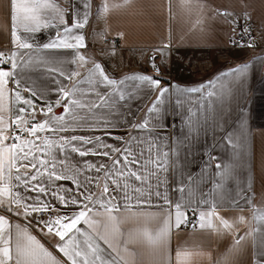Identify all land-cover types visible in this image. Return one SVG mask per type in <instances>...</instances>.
<instances>
[{"label": "crops", "instance_id": "obj_1", "mask_svg": "<svg viewBox=\"0 0 264 264\" xmlns=\"http://www.w3.org/2000/svg\"><path fill=\"white\" fill-rule=\"evenodd\" d=\"M35 2L19 0L22 5ZM55 3L59 11L45 9L38 24L29 19L32 9L22 8L13 29L9 0H0V52L17 65L0 70L14 73L22 97L35 99L40 122L67 125L65 131L37 132L31 139L39 145L33 146L32 158H39L37 164L44 160L46 167L30 183L44 184L49 194L40 198L54 210L48 216L26 217L24 204L33 201L22 197L37 193L22 187L11 189L18 195L13 207L20 214L0 208V216L8 221L0 227L13 257L9 264H15L17 239L27 244L29 237L38 242L34 250L42 245L61 264H71L56 246L59 238L39 223L79 210L76 205L61 206L53 191L78 200L83 199L81 193L91 194L85 201L91 211L77 225L84 235L75 240L98 244L103 251L97 254H110L117 264H264V0H90V8L84 7V0ZM85 12L84 26L76 28L75 21ZM33 26L35 32L25 30ZM66 27L71 31L65 32ZM17 35L33 47L18 48ZM76 35H83L86 46L43 47L58 37L72 43ZM239 35L244 39L235 44ZM110 51L114 55L106 57ZM94 63L117 83L104 82ZM139 76L159 80V88L129 79ZM61 87L75 105L62 97L55 105ZM25 89L35 91L36 97ZM15 90L9 79L0 111L7 129L12 122H22L14 118L20 107H27L15 99ZM47 105H53L51 112ZM72 136L92 139L88 144L71 141L90 150L88 155L68 147L61 151L67 143L61 137ZM16 143L27 148L25 141ZM52 160L55 167L48 163ZM49 170L62 178L49 179ZM132 172L142 179L135 180ZM4 176L0 189L7 187V172ZM117 184L127 185L129 200ZM105 185L108 193L103 192ZM113 195L119 211L114 207L105 212L100 202ZM8 199L7 192L0 194V200ZM137 199L149 203L137 204ZM126 202L129 210L123 207ZM177 203L184 216L190 211L198 216L195 228L173 226ZM221 218L230 227L220 224ZM81 248L91 260L86 244ZM40 259L41 264H52L51 257Z\"/></svg>", "mask_w": 264, "mask_h": 264}, {"label": "snow or ice", "instance_id": "obj_2", "mask_svg": "<svg viewBox=\"0 0 264 264\" xmlns=\"http://www.w3.org/2000/svg\"><path fill=\"white\" fill-rule=\"evenodd\" d=\"M90 0H84V7L90 8ZM30 7L34 13L32 17L29 19L34 22V24H38L39 20V14L43 12L45 9H51L53 11H59L58 5L55 3V0H43V3L40 2V0H36L35 3H32L31 5H22L19 3V0H9V15L11 19V23L13 26V29L16 27L17 20L19 19V14L22 10V8ZM79 16V13H77ZM88 13L85 12L83 14V17L80 19H77L75 21V27L76 28H82L84 26L85 21L87 20ZM26 31H36V26L25 29ZM65 32H70V28H65ZM15 35V31L12 33ZM15 44L20 49H31L33 47L32 44L28 43L27 41L21 42L20 36H16ZM86 46L84 44V37L83 35H76L74 38V42L68 43L64 41L63 39H60L59 37L51 41L49 43H46L43 45L45 49H57V48H71V49H77L80 47ZM23 55V53H21ZM15 56V53H13V57ZM4 54L0 53V64L3 62ZM79 59L81 61H84L85 58L83 56H80ZM16 63H11V68H16ZM94 68L99 72V74L103 77V81L106 82L108 85H115L117 82L109 78L107 75H104L103 69L99 64L94 63ZM156 71H159L157 68ZM60 75H63V73H60ZM14 76V73H11L9 71L0 70V111L3 110V91L5 88V85L7 84L9 79H12ZM71 78L70 76L68 77ZM129 79H138L141 81H146L152 84L154 87L159 88L160 81L157 79H154L149 76H139V77H130ZM12 83L16 85V90L14 91L13 95L17 101L23 100V104L27 107H20L15 116L16 121H22L24 120V117L21 115L24 112H28L29 117H34L35 113L37 111L36 108V102L35 99H29L21 96V92L19 90V82L15 79H12ZM25 91H28L31 95V97H36V92L31 89H25ZM57 91L60 93V97L57 98L55 105L59 106L61 102V97L64 99H69V92L64 89L63 87L57 89ZM164 91L166 89H162L160 95L163 96ZM120 99L123 100L124 97L120 96ZM103 100V98H101ZM69 103L72 105H75L77 101L75 99H69ZM103 104H91V105H85L81 104V108H97L102 107ZM53 108V105H47V112H51ZM65 109L67 110V105L65 106ZM43 111V109H41ZM47 115V113H45ZM57 121H59L62 117L60 114H57ZM4 124L3 116H0V180L5 179V172H7V180L5 183L7 184V187L4 189H0V194H3L4 192H7L10 196V199L5 202V200H0V208H2L5 212H12L15 214H20L18 212V209L16 207H13L14 204L18 205V195L16 193H13L11 189L13 187H22L25 192L27 191H33L36 192V196H29V197H22L26 200H31L33 203H25L24 204V212L23 214L27 217L30 216L32 213H39V212H50L54 210V205L49 204L43 200H41L39 194H44L47 196L49 193L47 189L45 188L44 184L37 183L35 185H31V181L37 180V173H40L43 175V173L40 171L41 169L46 167V163L44 160H39V164L36 163V159H39L38 157L36 159H33V152L32 148L33 146L39 147V145H35L34 140H28L25 141V144L27 145V148H25L22 145H18L16 141L21 140L20 135H16V129L14 128L12 130V135H7L8 129L6 127H2ZM146 125H141V127H145ZM17 128L20 133H28L32 136H36L37 132H45V131H51V132H59V131H65L67 130V125H62L60 127H53L48 120H45L43 122L38 123H32L28 124L27 121H24L22 125H17ZM40 137H37L39 139ZM11 139L13 142L10 144H6L5 141ZM62 140L66 141V145H61V151H63L64 147H68L73 152H78L80 156H85L89 154L88 149L81 150L80 147L72 145L71 141H81L82 144H88L92 143L91 138L87 137H77L72 136L70 138L68 137H61ZM97 146H104L107 147V145H101L99 142H97ZM19 149V151H17ZM92 154H98V153H92ZM103 155H108V153H100ZM125 161H127V157H124ZM26 161V163H24ZM17 162L19 163V167H17ZM49 164H51L52 167H55V160L49 161ZM63 163V161H61ZM115 164H120V161H115ZM104 166L101 165V168ZM23 168L25 171L23 173L20 172V169ZM13 169L16 170V174L13 176ZM30 169H36L37 172L29 174ZM100 169H97L99 171ZM123 173H121L122 175ZM131 177H134L135 180L140 181L142 178L140 175H138L135 172L130 173ZM55 177V179L59 180L62 177L55 172H52L51 170L48 171V178L51 179L52 177ZM15 180L18 182L16 185L11 184V181ZM79 186V185H78ZM117 188L120 189L121 192L124 194L125 201L129 200L131 197L129 196L128 192L125 190L127 185H116ZM67 191H71L70 189ZM109 189L107 185H105L103 192L108 193ZM115 191V189H113ZM134 191L139 192L140 189H135ZM52 196L55 197L57 201H59L60 205L68 208L69 205H76L79 210L73 212V214L68 215H62V216H50L46 220H41L39 223L42 225V230L46 229L47 233L51 234L54 237H58L59 240L56 242V246L59 248V251L64 254V256L67 257L68 261H71V264H117L116 259L112 258L109 254L108 257H101L97 253H101L103 250L100 249L99 245H93L92 243L88 241L78 242L75 240V237L77 235L83 236L84 233L81 231V229L77 228V225L81 222V220H84L88 212L91 211L90 208H88L87 203L85 201H88L91 199V194H85L81 193L83 196L82 200H78L75 197H69L68 199L65 198L64 195L58 194L57 192L53 191L51 193ZM149 195H152V193H149ZM155 195L161 196V193L156 192ZM165 200V203H169L167 201L166 196L163 197ZM116 200V196H110L107 200H103L100 202V207L105 210V212H111L113 208L115 207L116 211H119V206L114 205L113 201ZM137 204H144L149 203L148 200H140L137 199ZM125 210H129L131 205L129 203H125L123 205ZM176 215H175V221H174V227L179 228L181 226V223H187L186 216L183 215L181 212V205L176 204L174 205ZM243 219L242 217L240 218ZM264 219V217H262ZM8 224L7 219L4 216H0V225ZM220 224L230 227L229 221L226 219L221 218ZM202 227L206 225H201ZM192 227L195 228V223L192 224ZM67 237V240H66ZM7 239H6V231L3 227H0V244H3V247H0V264H9V261L13 259L12 255L10 254V249L7 246ZM38 242H35L34 237L28 238L27 244H21L19 242V238L17 239V245H16V260L15 264H41V257H51L52 264H61L59 260H57L55 257L51 256V253L47 252L46 249L43 248L42 245L38 246V251L33 249V244ZM81 243L86 244L87 249L92 252V259L89 260V253L88 251H84L81 248ZM79 258V259H77ZM67 264V262H65Z\"/></svg>", "mask_w": 264, "mask_h": 264}, {"label": "built area", "instance_id": "obj_3", "mask_svg": "<svg viewBox=\"0 0 264 264\" xmlns=\"http://www.w3.org/2000/svg\"><path fill=\"white\" fill-rule=\"evenodd\" d=\"M243 39H244V37L242 35H239L238 37L235 38L234 42H235V44H240L243 41ZM111 41H113V40H111ZM0 53H2V52H0ZM3 54H4L3 62H2V64H0V66L9 67L10 64H11L10 55L7 54V53H3ZM12 79H14V77ZM12 79H10V86H11V88L13 90H15L16 89V85H14L12 83ZM23 117H24V120H22L21 123L12 122L10 124L9 129H8L7 135L11 136L12 135V130L15 128L16 129V135H20L21 136V140L20 141H16V142H22V141L31 140L34 137V136H32V135H30L28 133H20L18 128H17V125H22L24 123V121H27L29 125L32 124V123L40 122L36 115L34 117H29L28 112H24ZM12 142L13 141L11 139L5 141L6 144H10ZM49 214H50V212H39L38 213L39 216H48ZM186 219H187V223L186 224L185 223L181 224V229H183V230H187V229L193 228L192 224L195 223V225H196L197 222L199 221L198 216L192 211L187 212Z\"/></svg>", "mask_w": 264, "mask_h": 264}, {"label": "rangeland", "instance_id": "obj_4", "mask_svg": "<svg viewBox=\"0 0 264 264\" xmlns=\"http://www.w3.org/2000/svg\"><path fill=\"white\" fill-rule=\"evenodd\" d=\"M109 53H110V54H109ZM114 53H115L114 51L106 52V57L109 56V55H110V56H113Z\"/></svg>", "mask_w": 264, "mask_h": 264}]
</instances>
